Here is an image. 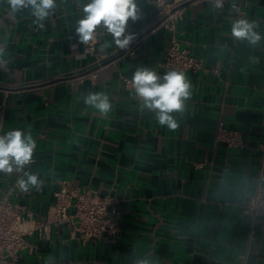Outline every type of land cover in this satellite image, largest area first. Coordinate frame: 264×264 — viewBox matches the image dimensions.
Wrapping results in <instances>:
<instances>
[{"label":"crops","instance_id":"obj_1","mask_svg":"<svg viewBox=\"0 0 264 264\" xmlns=\"http://www.w3.org/2000/svg\"><path fill=\"white\" fill-rule=\"evenodd\" d=\"M88 2L56 0L41 28L30 9L10 14L0 0V129L32 135L36 148L25 171L44 181L24 192L22 172H0V199L8 195L42 222L62 186L108 196L119 233L84 240L72 225L44 231L33 222L21 263L264 264V217L252 222L244 213L249 196L264 187V0H224L222 9L192 0L173 30L156 25L155 9L137 0L129 47L120 49L101 26L86 54L75 26ZM239 18L258 23L256 46L231 35ZM173 36L203 64L185 73L191 96L183 112L172 113L175 131L142 112L123 83L138 67L168 72L160 64ZM89 92L109 96L107 115L84 104ZM219 121L242 134L243 147L216 142Z\"/></svg>","mask_w":264,"mask_h":264},{"label":"clouds","instance_id":"obj_2","mask_svg":"<svg viewBox=\"0 0 264 264\" xmlns=\"http://www.w3.org/2000/svg\"><path fill=\"white\" fill-rule=\"evenodd\" d=\"M6 3L10 6V14L30 9L35 17L33 22L41 28L44 27L42 22L54 14L57 7L56 0H6ZM210 3L214 9H222L224 0H210ZM82 12L84 15L76 23L75 34L83 44L95 39L97 29L101 26L113 36L115 45L120 49H127L135 40V34L126 33V28L130 19L135 22L140 18L137 0H89ZM257 27L256 21L235 19L231 23V35L256 46L262 39L256 31ZM107 47L110 45L105 43L101 45V50ZM5 54L6 46L0 44V67L6 64ZM131 87L141 101L142 112L144 109L154 112L158 123L169 130L175 131L179 127L172 113L185 110V102L191 96L192 87L184 71L174 69L159 76L148 67H138L132 75ZM83 101L86 106H91L103 115H107L112 109L109 96L101 92H89L83 97ZM35 148L36 142L32 135L25 134L20 129L0 135V172H22L17 184L24 192L29 191L30 186L39 190L44 183L38 179V174L25 171V167L32 163Z\"/></svg>","mask_w":264,"mask_h":264},{"label":"built area","instance_id":"obj_3","mask_svg":"<svg viewBox=\"0 0 264 264\" xmlns=\"http://www.w3.org/2000/svg\"><path fill=\"white\" fill-rule=\"evenodd\" d=\"M192 0H146L149 7L155 9V24L174 29L172 22L181 17V8ZM85 53L90 54L94 50V40L85 44ZM166 71L181 70L185 73H198L203 70L202 62L189 50L182 49L178 40L173 36L166 50L165 60L160 64ZM126 90L136 97L135 90L131 87V80H123ZM5 116L3 108L0 110V119ZM0 135L2 131L0 129ZM216 142L225 143L230 148L244 146L243 136L240 132L227 129L222 121H219L216 129ZM259 151L264 162V143L259 146ZM114 201L108 196H100L90 191L78 188L68 190L62 186L55 193V200L48 212L46 219L35 222L33 216L23 208L10 201L8 195L0 199V264H22L21 252L26 249L25 237L31 235L34 229L28 224L35 223V227L47 230L48 226L72 225L84 240L101 239L107 235L115 237L119 233V226L114 220ZM73 208L74 213L69 214ZM244 213L252 222L264 217V187L258 186L257 190L249 196L245 205Z\"/></svg>","mask_w":264,"mask_h":264}]
</instances>
